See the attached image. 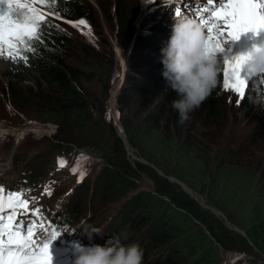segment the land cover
<instances>
[{
  "label": "trees",
  "instance_id": "16d2710c",
  "mask_svg": "<svg viewBox=\"0 0 264 264\" xmlns=\"http://www.w3.org/2000/svg\"><path fill=\"white\" fill-rule=\"evenodd\" d=\"M102 1L107 5L110 3V7L106 6L105 9L99 5L95 7L87 0H58L56 3L57 12L61 16L81 17L85 24H89L90 28L94 29L97 43L83 42L73 38V35H67L66 32L59 33L42 25L39 29V38L32 40L33 48L29 51L25 50L22 54L26 57V62L10 59L16 72L7 74L9 79L5 93L9 104L14 109L33 105L42 116L40 122L47 123L50 137H54L53 139L58 142L61 141L60 135L64 138L67 136L61 125L86 124L90 118L88 111L92 113L94 110L102 112L103 118L109 122L110 131L116 135L111 116L106 110V99L98 97L97 102L91 104L94 100L88 91L92 81L107 83L105 92L108 93L111 89V96L114 87L112 84L116 57L114 52L110 51L111 44L102 27L103 18H100L97 11L105 10V25L112 35L117 36L120 45L125 44L128 47L134 34L137 13L130 12L123 0ZM171 30L164 23H155L146 30V37L141 35L137 37L128 60L124 83L116 99L121 125L126 135H129L133 121L130 120L129 114L125 115L123 111L131 102H136L146 109L145 121L149 125V130L138 137L137 141L142 149L148 152V161L155 166L159 163L171 162L168 165V174L204 196L227 217L230 223L242 229L246 236L239 237L240 245L246 249L251 244L264 258V172H259L260 167L264 168V108L256 98V89L250 85L244 97L239 100V111L256 122L254 129L256 141L252 148L260 155H242L248 161L238 155L231 156L229 159L234 161V163L231 161L233 164L222 163L215 177L204 180V171L200 163L202 160L210 161V159L204 158L198 152L200 140L195 126L200 124L202 127L200 134L206 137L210 135L205 130L212 128L215 122L223 119L220 107L224 80L223 62L217 57L220 61V73L218 84L211 96L190 113L187 121L181 123L178 112L172 107V101L177 98L176 93L162 75L161 49L167 45L162 38L170 34ZM72 52L79 53L74 56L73 61L67 60ZM85 58L89 59L85 63L87 71L81 69L83 63L77 64ZM19 68L25 70L27 76ZM30 71L35 75H29ZM29 78L36 83L35 92L31 91L33 87L27 85L23 87L18 84ZM217 127L221 128V124ZM164 136L165 138H162ZM169 139H174L169 145L174 157H166L162 153V143L168 142ZM115 140L121 144L118 136ZM128 140L131 142V139ZM111 152L115 156L114 150ZM122 157L123 163L115 168L112 175L109 174L97 181V184L100 183L99 201L116 200L118 204L113 215L115 224L110 230L107 228V222L104 225L102 237L105 245L116 237L125 244L137 243L143 250V264H218L219 252L212 244L210 236L226 250H232L237 245L229 239L225 228L219 231L220 227L215 226L210 220H203L201 223L205 230L196 223V220H200L199 213L202 211L184 191L172 192L169 195L159 189L154 192L140 188L135 180L137 179L135 170L124 159V149L121 146L116 159ZM252 162L258 164L252 168L241 166ZM118 167L119 169L116 170ZM22 177V181L18 183L19 192L25 189L27 182L26 178ZM206 183H208L207 188L203 187ZM95 191L96 188H92L89 194L92 196ZM84 193V190L78 192L72 206H66V211L71 214L68 220L72 221L83 215L94 218L91 205L93 198L87 197L88 200L85 202V199H81ZM128 195L127 200L118 202ZM164 195L169 198V202L161 204ZM154 201L157 205L161 204V207L154 208ZM140 207L152 216L159 215L160 212L161 215H166L169 225L164 228L161 226L162 223L158 224L156 220L150 221L148 225H154V228L148 232L150 237L148 239L143 230L147 220L141 213ZM41 219L49 222L50 218L46 214H41ZM94 220L97 224L92 227H97L98 222L96 218ZM133 233H138L135 235L137 237H133ZM78 235L77 232L73 237ZM82 239L83 237H79V241ZM172 239L180 243L178 247L170 244ZM160 241L163 243L157 244Z\"/></svg>",
  "mask_w": 264,
  "mask_h": 264
},
{
  "label": "rangeland",
  "instance_id": "374dc122",
  "mask_svg": "<svg viewBox=\"0 0 264 264\" xmlns=\"http://www.w3.org/2000/svg\"><path fill=\"white\" fill-rule=\"evenodd\" d=\"M87 1L95 7H98L99 5V7L104 8L106 6L110 7L109 5H111L110 3H108L107 5L102 0ZM123 1L129 7L130 12L135 14L137 13L135 22L136 24H141L142 30L140 32V35L143 37H146L145 31L149 28L150 22L169 23V19V21L175 20L176 10L170 9L168 11V6L176 1H180V3H182V0H150L149 10L148 12H145V7H147L145 4L146 0ZM220 1L221 0H213V3L216 5V7H219ZM44 2L45 0H43V2L42 0H34V5L38 7L37 4H39L41 7H43ZM190 2H192L190 7L186 8L184 13L181 14L190 15L199 21L200 18L198 16V13L200 15H203L204 17L209 16L207 12L202 11L203 8L196 9V7L194 6V0H190ZM97 12L100 18H103L102 27L107 40L112 46H110V51L114 52L116 57V68L113 71L114 83V81H116V75H118L119 78L124 72V70H122L121 68V62H124L125 64V57L127 55L129 47L128 45L125 46V44L120 45L117 36L112 35L110 29L107 27V25H105V10L103 12L102 10L98 9ZM51 20L58 21L55 17H52ZM219 23L223 22L221 21ZM169 24L173 25L174 22ZM56 32L60 33V31ZM263 32L264 31L260 32L258 35L252 32L243 33L241 34L238 40H228L224 43V51L217 53V57L220 58L223 62L224 79L226 78V64L224 61L228 60L235 62V58L240 55H246L254 47H264ZM212 35H215V32H213ZM72 37L87 43L98 42L95 37L94 29L90 28L89 24H78L77 30L73 33ZM29 48H33L32 43L29 45ZM126 49L127 51L124 52V50ZM117 52L121 55L119 61L117 58ZM78 53L79 52L70 53L67 60L73 61L74 56ZM10 59L11 58L7 57L6 55H0L1 180L5 182L14 181L15 183H17L18 181L22 180V176H25L31 182L36 183L38 181V184L43 186V181L39 177L42 178L45 175L43 180L46 178L51 179L52 177H54V180H56V178L60 176L63 180L60 184V187H58L57 189V196L59 197L62 196L63 192L68 191L78 180H80L81 183H79L80 186H77L76 193L84 190V197L81 199H85V202L86 200H88L87 197L93 198V201L91 203L93 211L92 215L96 218V220H102L104 225L107 222L108 230H110V228L115 224L113 215L116 209L118 208V204H116V200H108L107 202H105L104 200L101 202L99 201L100 183L97 184V181H100L103 177L109 174L112 175L115 168L121 165V163H123V157L120 159H116V157L119 156V147L120 151L121 146L123 147L124 159L128 161L130 166H132L135 170L137 178L135 180L137 181L140 188L148 189L149 191L154 192L156 189H159L163 192L169 193V195L172 192L184 191L183 187L178 182L173 181L179 179L168 174V165L171 162L167 161L165 163H162L163 165L161 163H159L157 166L153 165L147 159L148 152L144 151L138 143L137 138H140V136L143 135L145 131L149 130V125L145 121V113L147 111L142 106H140V104L136 102H131L128 108L123 111V114H129L130 120L133 121V125H131L130 127V134L126 135L129 148L132 151L131 152L129 148L127 149L124 142L122 141L121 136L119 135L118 127L115 123L114 110L117 112L118 117L119 111L117 105L113 107L112 111L111 104H109L111 97V89L108 93H106L105 87H107V83L103 81H99L100 83L92 81L89 84L88 88L89 94L93 96L94 100V102H91V104L96 103L98 97L100 99H106V110L111 116V122L113 124L112 127L114 128L116 135H114L110 131L108 125L109 122L108 120H105L103 118V115H101L102 112H96L94 110L92 113L88 111L90 118L89 121L86 122V124L78 125L67 123V125H61L62 130L67 133V136L64 138L62 135H60L59 138L61 139V141L58 142L53 139L54 137H50L48 133L49 128L47 123L40 122L42 121L40 120L42 119V116L33 105L29 104L28 106L14 109L9 104L5 93L7 92L6 84L9 79L7 74L16 72V69L13 68L14 64L10 63ZM81 60L82 61H79L77 64L80 65L83 63L84 66L81 67V69L87 71L88 69L85 67V63L88 62L89 59L85 58ZM18 61L22 62L24 61V59H19ZM19 70L24 71L25 76H27L25 70H22V68H19ZM263 71L264 66H261L257 72H251V70L245 68L241 74L242 76L248 77V87L246 88V90L251 84L258 83L259 81H261V92H257L256 98L259 101V104L264 108V80L262 81L257 78V75ZM250 72L251 75H249ZM29 75L34 76L35 73L30 71ZM18 84L23 87L24 85H27V87H33V90H31L32 92H35V90L37 89L36 83L32 80V78L19 82ZM26 89L27 91H29L28 88H25V90ZM220 99V107L222 110L223 119L215 122V125L213 124L212 128H208L205 130L207 133H209L210 136L203 137L200 134V130L202 129L201 125L197 124L195 126L197 128L196 133H198V137L200 140V142L198 143V147L200 150L198 152L201 156H204V158L210 159V161L202 160V162L200 163L204 171V180L215 177L216 171L219 169L222 163L227 162L228 164H233L234 161L229 159L231 156L234 157L238 155L242 159L248 161V159L242 155H260L257 150L252 148V145L256 141V135L254 134L256 122L252 118L242 115L241 111H239L240 96L231 88H225L224 80L222 82ZM71 120L74 119L71 118ZM220 124L221 128H218L217 126H219ZM3 127H7L8 129H2ZM23 129H27L30 132L22 134L21 131H23ZM117 136L118 138H120L121 144L116 142L115 137ZM128 138L131 139V142H129ZM162 138H165V136ZM173 142L174 139H169L168 142L162 143V153L166 157H174L172 154V149L169 146ZM191 142L195 141L191 140ZM111 150H114L115 156H113ZM202 151L204 152V154H202ZM256 164L258 163L252 162L242 164L241 166L252 168L253 166H256ZM53 167L62 171L52 173ZM118 169L119 167L116 170ZM67 170H71L72 172L64 176L63 174ZM259 172L263 173L264 168L260 167ZM81 177H83L82 180H86L82 181ZM53 183L54 182H51L50 185H52ZM8 184L12 185L11 183ZM96 184L98 185V187L96 186ZM203 187L207 188L208 183H206ZM92 188H96V191L95 194L91 196L89 193H91ZM35 193L38 194V192ZM68 195H65L63 198L67 197ZM128 197L129 195L118 202L125 201ZM202 197L207 205L214 207L210 202L206 200L204 196ZM191 198L194 200L192 196ZM162 201L163 202L161 204L168 203L169 198L164 195ZM194 202L196 206H198L202 211L201 213H199L200 220H196V223L200 227H202V229H205V227L203 226L201 221L210 220L211 223H213L215 226L220 227L219 231H222L225 228L227 230L229 239L232 240L233 243L235 242L237 244L235 246L236 249H234L235 247H233L232 250H226L219 245V243L215 240L214 237L210 236L212 244L218 249L219 252V257L217 258V260L219 261L218 264H264V258L261 256L258 250L254 248L251 244L246 249H244L240 245L239 237L245 238L246 234L242 235L237 230L228 228L224 217H221L220 215H217L212 212L210 209L201 206L200 203H198L196 200H194ZM155 203L156 201H154L153 204L154 208L161 207V204L157 205ZM140 211L141 213H143L145 219L147 220V223L145 224L143 230H145V236L148 239H150V237H148V232H151L154 228V225H148L150 221L156 220L158 221V224L162 223L161 226L164 228L169 225V222L166 219V215H161V212L159 215L152 216L147 213L146 210H142L141 207ZM118 222L119 221H117V223ZM89 223L91 224V226H95L97 224L94 219H90ZM170 224L173 225L172 223ZM94 228L95 227H93L92 229ZM97 230H99V227L97 228ZM240 230L243 231L242 229ZM137 234L138 233H133V237H137L135 236ZM121 238L125 239V237ZM223 238L225 239V237ZM161 243H163V241H160L157 244ZM170 244L174 247H178L180 243L172 239L170 241Z\"/></svg>",
  "mask_w": 264,
  "mask_h": 264
},
{
  "label": "clouds",
  "instance_id": "9594fccd",
  "mask_svg": "<svg viewBox=\"0 0 264 264\" xmlns=\"http://www.w3.org/2000/svg\"><path fill=\"white\" fill-rule=\"evenodd\" d=\"M57 1L58 0H45L43 5L45 8H43L39 4H37L38 7H36L34 5V0H13L12 7L16 8V5H18L17 11L23 19L30 13V8L28 7L30 5L31 8L39 11L42 17L39 21L41 26L44 25L51 30L60 31V33L63 31L66 32L67 35H73L77 30L81 17L70 18L61 16L59 12H57ZM207 1L208 0H200L201 3L195 5L196 9L207 6L212 10L217 8L214 3L213 5L207 4ZM168 7V11L170 9H177L176 7L175 9L172 4ZM189 7V5H181L179 9H181V13H184L186 8ZM7 8L8 7H5L4 9L7 10ZM208 14L210 15V12ZM52 17H55L58 21H52ZM169 20V23L174 22V24L171 25L167 22H160L172 29L170 34L164 35L162 38V40L167 43V45L161 49V63L163 64L162 75L176 93L177 98L172 101V107L178 112L180 122L183 123L190 118V113L199 108L202 103L211 96L213 90L216 88L220 73V61L217 58V54L210 52L208 49L206 41L207 32L204 24L186 14L176 16L175 20ZM152 24L155 23L150 22L149 26ZM136 29H138V24L135 23L134 33ZM140 32L141 30L138 29V36ZM31 43L32 40L28 42V46ZM20 47L22 48L23 54L25 50H23V46ZM246 55L248 58L244 64V68L257 72L261 66H264V47H254ZM257 78L263 81L264 71L258 74ZM251 86H253L257 92H261V81L253 83ZM74 201L71 203V206ZM69 216H71V214H67L65 220H68L67 218ZM97 232H99V230L93 229L91 233H87L91 236L92 233ZM60 235H62V233ZM75 264H143V250L137 243L125 244L119 237H116L110 239L106 245H81Z\"/></svg>",
  "mask_w": 264,
  "mask_h": 264
},
{
  "label": "snow or ice",
  "instance_id": "6c2138e0",
  "mask_svg": "<svg viewBox=\"0 0 264 264\" xmlns=\"http://www.w3.org/2000/svg\"><path fill=\"white\" fill-rule=\"evenodd\" d=\"M5 4L9 5L7 10L0 7V55H6L17 62L24 59L26 62L20 46H23V50H31L28 42L39 38V21L42 17L37 9L29 5L30 13L22 19L17 9L12 7L11 0H0V6ZM208 4L213 5V0H208ZM202 11L210 12L208 17L199 13L198 16L207 31L208 49L214 54L223 52L225 42L238 40L243 33L253 32L258 35L264 31V0H221V5L215 10L204 7ZM179 15L181 9L177 8L176 16ZM221 21L223 23H219ZM85 23L84 20L79 21L80 25ZM213 32L215 35H212ZM247 58V55H240L235 58V62L224 61V86L231 88L240 98L244 97L248 87V77L241 74ZM27 204L28 201L21 199L19 193L8 192L6 197L0 195V264H52L50 241L60 236V233L49 225L45 231L50 229V235L39 243L34 240L33 234L37 225L35 217L39 214V209L29 212ZM21 207H24L25 213L30 214L33 219L27 224L20 219L13 225ZM6 208L11 211L5 217L2 213ZM39 224L44 227V220L41 219Z\"/></svg>",
  "mask_w": 264,
  "mask_h": 264
},
{
  "label": "water",
  "instance_id": "95a60500",
  "mask_svg": "<svg viewBox=\"0 0 264 264\" xmlns=\"http://www.w3.org/2000/svg\"><path fill=\"white\" fill-rule=\"evenodd\" d=\"M137 36H138V29H136V31H135V33H134V35H133V38H132V42H131L130 45H129V49H128L127 56H126V59H125L124 72H123V76H122V78H121L120 83L124 81V77H125L126 69H127V67H128V60H129V56H130V53H131V49H132V46H133V44H134V42H135ZM117 54H119V53L117 52ZM117 84H118V82L115 81L113 85H117ZM119 87H120V85H118V87H117V89H116V92H115V95H114V105H113V107H115V99H116V96H117V94H118V92H119ZM114 112H116V111L114 110ZM115 114H116V113H115ZM116 117H117V115L115 116V119H116ZM116 125H117V124H116ZM118 130H119V135L121 136L122 141L124 142L125 146H126L127 149H128V148H129V145H128V141H127L126 134H125L124 130L122 129V127H118ZM172 180H173V179H172ZM173 181L178 182V183L183 187L184 192H185L186 194H188V195L190 194V195L194 198V200H196L198 203H200L201 206H203V207H205V208H207V209H210L212 212H214V213L217 214V215H220L221 217H224V219H225V221H226V224H227V227H228V228L233 229V230H237L240 234L245 235V233H244L243 231H241L239 228H237V227H235L233 224H231V223L228 221V219L225 217V215H224L220 210H217V209H215L214 207L205 204V203H204L205 201H204L203 197H202L200 194H198L197 192H195L194 190H192V189H191L190 187H188L184 182H181V181H179V180H173ZM192 193H193L194 195H193ZM190 195H189V196H190ZM191 196H190V197H191ZM198 198H199L200 200H199ZM200 201H201V202H200Z\"/></svg>",
  "mask_w": 264,
  "mask_h": 264
},
{
  "label": "bare ground",
  "instance_id": "6f19581e",
  "mask_svg": "<svg viewBox=\"0 0 264 264\" xmlns=\"http://www.w3.org/2000/svg\"><path fill=\"white\" fill-rule=\"evenodd\" d=\"M149 2H150V0H146V2H145V4H146V6L147 7H145L146 8V10H145V12H148V10H149ZM219 5H221V1L219 2ZM143 11H144V9H143ZM138 29H140V30H142L141 29V24H138ZM253 33V32H252ZM263 41H264V39H263ZM262 41V42H263ZM250 43V42H249ZM120 57H121V55L119 54L118 55V61H119V59H120ZM122 61V60H121ZM120 61V62H121ZM124 66H125V64H124V62H121V68H122V70H124ZM121 68H120V70H121ZM121 72V71H120ZM122 76H123V74H121V76L118 78V76H117V82H118V84L117 85H114V87H113V90H112V96H111V108H112V111H113V105H114V95H115V92H116V89H117V87H118V85H120V87H119V92H118V94H117V96H116V99H117V97H118V95H119V93H120V89H121V86H122V84L124 83V82H121L120 83V81H121V78H122ZM116 99H115V106L117 105L116 104ZM116 113V114H115ZM117 115V117H116V119H115V123L117 124V127H122L121 126V122H120V119H119V117H118V114H117V112H114V117ZM130 149V148H129ZM130 151H131V149H130ZM132 152V151H131ZM35 193V192H34ZM193 194V193H192ZM194 195V194H193ZM199 199V198H198ZM200 200V199H199ZM201 202V201H200ZM205 203V202H204ZM206 204V203H205Z\"/></svg>",
  "mask_w": 264,
  "mask_h": 264
}]
</instances>
